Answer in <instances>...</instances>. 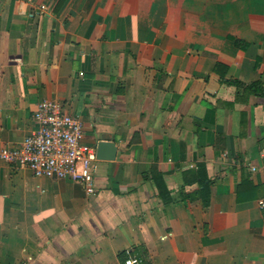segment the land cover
Returning a JSON list of instances; mask_svg holds the SVG:
<instances>
[{"label":"crops","instance_id":"crops-1","mask_svg":"<svg viewBox=\"0 0 264 264\" xmlns=\"http://www.w3.org/2000/svg\"><path fill=\"white\" fill-rule=\"evenodd\" d=\"M44 99L118 154L0 161V264H264V0H0V146Z\"/></svg>","mask_w":264,"mask_h":264},{"label":"built area","instance_id":"built-area-1","mask_svg":"<svg viewBox=\"0 0 264 264\" xmlns=\"http://www.w3.org/2000/svg\"><path fill=\"white\" fill-rule=\"evenodd\" d=\"M38 128L14 147L0 146V161L26 166L38 176L69 178L96 189V146L85 140L80 118L67 114L61 102L44 99L35 111ZM264 207V200H260ZM124 264H146L145 259L128 250Z\"/></svg>","mask_w":264,"mask_h":264},{"label":"water","instance_id":"water-1","mask_svg":"<svg viewBox=\"0 0 264 264\" xmlns=\"http://www.w3.org/2000/svg\"><path fill=\"white\" fill-rule=\"evenodd\" d=\"M96 155L98 159L112 160L118 154V145L113 136H102L96 145Z\"/></svg>","mask_w":264,"mask_h":264},{"label":"trees","instance_id":"trees-1","mask_svg":"<svg viewBox=\"0 0 264 264\" xmlns=\"http://www.w3.org/2000/svg\"><path fill=\"white\" fill-rule=\"evenodd\" d=\"M238 85H240L241 83L239 81H235Z\"/></svg>","mask_w":264,"mask_h":264}]
</instances>
